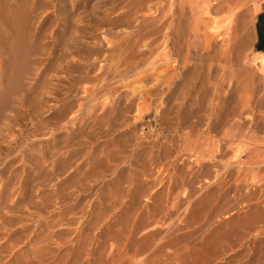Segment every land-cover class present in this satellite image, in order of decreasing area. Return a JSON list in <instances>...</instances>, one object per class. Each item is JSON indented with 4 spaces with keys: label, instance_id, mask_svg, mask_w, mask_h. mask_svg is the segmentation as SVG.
<instances>
[{
    "label": "rangeland",
    "instance_id": "374dc122",
    "mask_svg": "<svg viewBox=\"0 0 264 264\" xmlns=\"http://www.w3.org/2000/svg\"><path fill=\"white\" fill-rule=\"evenodd\" d=\"M58 1L0 0V32L15 12L10 25L41 51L20 48L6 96L0 86V264H264V62L255 47L264 0L242 7L260 5L252 41L228 58L217 40L211 64L196 54L197 27L231 14L203 17L202 0L184 2L186 42L171 36L179 0ZM246 16L233 22L237 40ZM145 34L159 44L146 45Z\"/></svg>",
    "mask_w": 264,
    "mask_h": 264
},
{
    "label": "bare ground",
    "instance_id": "6f19581e",
    "mask_svg": "<svg viewBox=\"0 0 264 264\" xmlns=\"http://www.w3.org/2000/svg\"><path fill=\"white\" fill-rule=\"evenodd\" d=\"M60 1V0H59ZM58 1V2H59ZM145 2L147 1V0H144ZM143 1V2H144ZM148 1H150L151 2V0H148ZM148 1L146 2V3H148ZM155 1V0H154ZM160 1V0H159ZM162 1V0H161ZM164 1V0H163ZM167 1V0H166ZM186 1H188V0H186ZM185 0H179V1H177V3H178V5H177V7H179V9L177 8V9H175L173 12H174V14H173V16H174V18L173 19H171V21H170V23H171V25H172V27L174 28L173 29V31H174V33H171V36L173 37V39L175 38V39H177V40H179V39H183L184 38V41L186 42V40H185V38L188 36V34H189V32H187L186 31V26H185V20H186V17L188 16L187 15V12H186V9H185V5L187 4V3H189V1L186 3V4H184V2H186ZM192 1V0H191ZM194 1V0H193ZM201 1V0H200ZM200 1H198V2H200ZM246 1H247V4L249 3V1H253V0H202V2L199 4V3H197L198 4V6H197V4L195 3V5L197 6H195L194 5V8L196 7V9L195 10H198L197 12H205L204 14L205 15H203L202 13V15L201 16H203V17H205V16H207L206 14L208 13V14H210L211 12L213 13H217V14H219V13H224V12H227L228 14H231V16L230 15H228L227 17H228V19H223V20H216V19H205V20H208V21H205V23L204 24H202L201 26L200 25H198V29H200V32L203 34V42H202V44H201V46H199V48H195V51H199L200 50V52H196V54H200L199 56L201 57V60L202 61H200V59H199V61H200V63L201 62H204V61H209L210 60V64L211 63H213V62H211V56H210V54H212L211 53V49L213 48V47H215V45H217L216 44V41L217 40H222V41H224L225 43L227 42V44H225V46H226V48H225V50L223 51V53H222V50L224 49V47H222V48H220L219 50L221 51H219L221 54H224V55H226L228 58L230 57V54L232 55V53L234 52V54H235V51H236V46L238 47V46H241V49H242V43L244 44V43H246L247 42V44L249 43V42H251L252 40H251V28H252V23H253V18H252V16L256 13V12H258V10H259V6L258 7H256V8H252L251 6H247V9H245V10H243V5L246 3ZM63 1L61 0V2L60 3H62ZM125 3H127L128 1H124ZM131 2V1H130ZM130 2H128L126 5H130L131 7H132V4H130ZM139 2L140 3H142L141 2V0H139ZM149 2V3H150ZM174 2V1H173ZM195 2H197V0L195 1ZM123 3V2H122ZM154 3H156L157 4V2H154ZM175 3V2H174ZM173 3V4H174ZM192 3V2H191ZM152 4V3H151ZM155 4V5H156ZM164 4H165V2H164ZM170 4V3H169ZM123 5H124V3H123ZM134 5V4H133ZM146 5V4H145ZM148 5V4H147ZM147 5H146V7H147ZM155 5L153 4L152 6H154L155 7ZM167 6H169L168 5V2H167V4H166ZM165 5V6H166ZM138 6V5H137ZM149 6H151V5H149ZM165 6L164 7H162L163 9L165 8ZM171 6H173L172 4H171ZM170 6V9L172 8ZM187 6V5H186ZM241 6V7H240ZM245 6V5H244ZM123 7V6H122ZM141 7V6H140ZM143 7V8H142ZM141 7V10L142 11H140V12H142V14L145 12L144 11V8H145V6H142ZM158 7H159V9H160V5H158L157 6V8H156V10L158 9ZM174 7H176L175 5H174ZM188 7V6H187ZM193 7V6H192ZM246 7V6H245ZM136 8V7H135ZM148 8V7H147ZM154 8V9H155ZM161 8V9H162ZM6 9V8H5ZM118 9V8H117ZM123 9V8H122ZM124 9H131V8H124ZM123 9V10H124ZM133 9H134V7H133ZM140 9V8H139ZM154 9H152V10H154ZM158 9V10H159ZM160 9V10H161ZM163 9L161 10V13H163ZM170 9H168V10H170ZM191 9V8H190ZM193 9V8H192ZM8 9H6V11H7ZM151 10V9H150ZM149 10V12H151ZM156 10H154V12L155 13H160L159 11L158 12H156ZM168 10H166L167 11V17H169L170 15V11H172V10H170V11H168ZM188 10V9H187ZM10 11V10H9ZM8 11V12H9ZM119 11H120V8H119ZM118 10L117 11H115V13L116 12H119ZM122 11V10H121ZM129 11V10H128ZM127 11V12H128ZM134 10H132V12H133ZM137 11V10H136ZM148 11V10H147ZM11 12V11H10ZM124 12H126L125 10H124ZM138 12V11H137ZM140 12H138V13H140ZM164 12H165V10H164ZM168 12H169V14H168ZM115 13H114V15H115ZM123 13V12H122ZM136 13V12H135ZM138 13H136V14H138ZM160 13V14H161ZM172 13V12H171ZM188 13H192V12H189L188 11ZM4 14V13H3ZM112 14V13H111ZM130 15L132 14V13H129ZM129 14H127L128 16H129V19H130V15ZM134 14V13H133ZM194 14V13H193ZM216 14V15H217ZM247 15L246 17H247V24H245V33H244V35H243V38L240 40V39H238L237 40V38H239L240 37V33L239 32H237L236 30H235V28H234V21L235 20H237L238 18H240L242 15ZM6 15V14H5ZM10 15H12V14H10ZM9 15V16H10ZM25 15H26V13H25ZM121 15H123V14H120V16ZM124 15H126V14H124ZM162 15V14H161ZM192 14H190V16H191ZM197 15V14H196ZM214 16V14H211V16ZM8 16V15H7ZM7 16H5V17H2L3 18V20L5 21V22H2L3 24H8L9 25V29H6V31L4 30V32L3 31H1L0 32V86L2 85L3 86V88H5V91L4 92H6L5 93V96H6V94H8L7 92L9 91V89H10V81H9V78H10V76L12 77L13 75H12V73L10 72V70L12 69V67H13V64H14V60H16L17 58L19 59V49L20 48H28L27 46L28 45H26V42H25V40H23V36H20L19 35V31L17 32V29H16V27H13L12 25H10V23H12L13 22V20H14V22H15V20H18V19H16V15H15V12L13 13V15L12 16H10V17H7ZM14 16H16L15 18H14ZM28 16V15H27ZM26 16V18L27 19H29V20H32V18H31V16H30V18H29V16L27 17ZM116 16H117V13H116V15H115V19H116ZM119 16V15H118ZM139 16H140V14H139ZM142 16V15H141ZM147 16V15H146ZM146 16L145 15H143L142 17H140V19L143 21V23H144V20L145 19H149V17L148 18H146ZM195 16V15H194ZM197 16H199V14L197 15ZM201 16H199V17H201ZM209 16V15H208ZM207 16V17H208ZM109 18L108 19H110V17H111V15H109L108 16ZM112 17H114V16H112ZM111 17V18H112ZM143 17H145V19L143 20ZM156 17H157V15H156ZM167 17H163V21L162 22H164L165 20H164V18L166 19ZM189 17V16H188ZM199 17H196V18H199ZM230 17V18H229ZM245 17V18H246ZM2 18H1V21H2ZM23 18V17H22ZM124 18H126V16H124ZM123 18V16L120 18V19H124ZM139 18V17H138ZM137 18V19H138ZM151 18H152V20L153 19H156L155 17H153V16H151ZM151 18L148 20V21H150L151 20ZM157 18H159V16L157 17ZM161 18V17H160ZM170 18V17H169ZM172 18V17H171ZM191 18V17H190ZM244 18V17H243ZM24 19V20H23ZM22 19V21H24V22H26L25 21V18H23ZM108 19H106V20H108ZM119 19V18H118ZM117 19V20H118ZM127 19V18H126ZM125 19V20H126ZM132 19H134V18H132ZM136 19V18H135ZM136 19V21L137 22H135V20L133 21V22H135L136 24L140 21L141 22V20L140 19H138L137 20ZM201 19V18H200ZM220 19V18H219ZM111 20V19H110ZM109 20V21H110ZM128 20V19H127ZM126 20V21H127ZM158 20H160V19H157L156 20V22L158 21ZM228 21L229 23L227 24V30H226V34L228 33V35H229V39H227V38H225V36H224V34L222 35V33H221V29H223L224 28V24H222L223 22H225V21ZM242 20H244V19H242ZM246 20V19H245ZM130 21V20H129ZM147 21V22H148ZM155 21V20H154ZM169 21H167V22H169ZM189 21V27H190V24H191V21H190V19L188 20ZM201 21V20H200ZM24 22H23V24H24ZM122 22V21H121ZM139 22V24H140V26L137 24L136 26H139V28L141 27V28H143V26H141V23ZM147 22H146V24H147ZM204 22V21H203ZM202 22V23H203ZM16 23V22H15ZM32 23V22H31ZM114 23V22H113ZM130 23V22H129ZM150 24L151 23H153L152 21H150L149 22ZM193 23V22H192ZM197 23V22H196ZM201 23V22H200ZM243 22L241 21V24H242ZM115 24H116V22H115ZM115 24H114V26H115ZM145 24V23H144ZM149 24V25H150ZM154 24V23H153ZM153 24H152V26H153ZM156 24H158V22L157 23H155V26H156ZM161 24H163V23H160V25ZM165 24H168V23H165ZM186 24H187V22H186ZM25 25V24H24ZM27 25H28V23H27ZM121 25H124V24H122L121 23ZM129 25V24H128ZM130 25H132V24H130ZM192 25V24H191ZM222 25H224V26H222ZM246 25H247V27H246ZM20 26V25H19ZM28 26H31L30 24L28 25ZM113 26V25H112ZM135 26V27H136ZM159 26V24L157 25V27ZM165 26V25H164ZM168 26H170V24L168 25ZM241 26H243V25H241ZM6 27V26H5ZM21 27V26H20ZM133 27H134V25H133ZM134 27V28H135ZM145 27H148V26H145ZM144 27V29H145V31H146V28ZM159 27H162L163 28V26H159ZM188 27V28H189ZM192 27V26H191ZM223 27V28H222ZM238 27V26H237ZM23 29H24V26L22 27ZM21 28V29H22ZM133 28V31L135 30ZM136 28H138V27H136ZM149 29L150 28H154V27H148ZM156 28V27H155ZM201 28H203V29H201ZM221 28V29H220ZM22 29V30H23ZM39 29V28H38ZM166 28L164 27L163 28V30H161V31H164ZM168 29V28H167ZM191 29H193V28H191ZM191 29H189V30H191ZM19 30V29H18ZM22 30H21V32H22ZM170 30V29H169ZM168 30V31H169ZM232 30H235V31H233L232 32ZM37 31V30H36ZM138 31V30H137ZM137 31H135V33L137 32ZM142 31V30H141ZM141 31H140V33H141ZM155 31H156V29L153 31V29H152V31L151 32H154L155 33ZM165 31H167V30H165ZM164 31V32H165ZM167 31V32H168ZM194 31V30H193ZM192 31V36L194 35L193 33L195 32H193ZM239 31V30H238ZM143 32V31H142ZM147 32H150V31H147ZM157 32V31H156ZM167 32H165V33H167ZM223 32V31H222ZM18 35H17V34ZM27 33H30L31 35L32 34H34L33 33V31H30V32H27ZM36 33V32H35ZM135 33H131V34H133V35H135ZM145 33V32H144ZM161 33V32H160ZM160 33L158 32V34L160 35ZM196 33V32H195ZM198 33H199V30H198ZM238 33V35H239V37H236V36H238V35H236ZM14 34V35H13ZM16 34V35H15ZM38 34V33H37ZM130 34V35H131ZM137 34V33H136ZM164 34V33H163ZM168 34V33H167ZM232 34V35H231ZM140 35V34H139ZM146 35H150V34H145V39L144 40H147V41H145V43H146V45H149V46H151L150 44H153V43H156V44H159L158 42H156V41H154L153 43H152V41H151V39H148V37L146 36ZM155 35H157V34H155ZM198 35V34H197ZM12 36L14 37V39L12 38ZM27 36H28V34H27ZM35 36H36V34H35ZM136 36V35H135ZM144 36V35H143ZM152 36H153V34H152ZM152 36L150 37L149 36V38H152ZM161 36V35H160ZM162 36H164V35H162ZM189 36H191V35H189ZM189 36H188V38H186V39H189ZM31 37V36H30ZM29 37V38H30ZM130 37H132V36H130ZM140 36H138V38H139ZM141 37H142V33H141ZM140 37V38H141ZM157 37V36H156ZM170 37V36H169ZM194 37H196V36H194ZM227 37V36H226ZM34 38V37H33ZM127 38H129V37H127ZM136 38V37H135ZM138 38H136L137 40H138ZM144 38V37H143ZM147 38V39H146ZM197 38V37H196ZM233 38H234V41H233ZM28 39V38H27ZM153 39V38H152ZM157 39H159V38H157ZM156 39V40H157ZM160 39H162L161 37H160ZM159 39V40H160ZM171 39V38H170ZM199 39V38H198ZM31 40V39H30ZM58 40V39H57ZM135 40V39H134ZM137 40H135V43H133V44H136V41ZM139 40H141V39H139ZM143 39H142V42L144 41ZM148 40H150L151 41V43H148ZM159 40H157V41H159ZM190 40V39H189ZM191 40H193V38L191 39ZM240 40V41H239ZM35 41H37V39L35 40ZM163 41V40H162ZM180 41V40H179ZM188 41V40H187ZM199 41V40H198ZM232 41H233V43H232ZM241 41H242V43H241ZM132 42H133V40H132ZM166 42H167V38H166ZM184 42V43H185ZM191 42V41H190ZM192 42H194V41H192ZM191 42V43H192ZM196 42V41H195ZM22 43V44H21ZM130 43L131 42H129L128 44L130 45ZM144 43V42H143ZM145 43H144V47H146L145 46ZM163 43V42H162ZM165 43V42H164ZM171 43H172V41H171ZM170 43V44H171ZM177 43V42H176ZM181 43V42H180ZM29 44H31V43H29ZM75 44V43H74ZM138 44V43H137ZM141 44V43H140ZM140 44H139V46H140ZM155 44V45H156ZM167 44H168V42H167ZM182 44L183 43H181V46H182ZM222 44H223V42H222ZM160 45H161V41H160ZM160 45H159V49H160ZM172 45H173V43H172ZM178 46H179V44H177ZM184 45V44H183ZM185 45H189V43L187 44H185ZM193 45V44H192ZM196 45H197V43H196ZM32 46H33V44H32ZM35 46V45H34ZM138 46V45H137ZM152 46H154V45H152ZM194 46V45H193ZM221 46H223V45H221ZM37 48H35V47H31V48H34V49H37L36 51H40V49H39V47L38 46H36ZM134 48H135V46H133ZM143 47V46H142ZM148 47V46H147ZM155 47V46H154ZM166 47V46H165ZM164 47V48H165ZM174 47V46H173ZM184 46H182V48H183ZM187 47V46H186ZM185 47V48H186ZM220 47V46H219ZM31 48H28V49H31ZM128 48V47H127ZM130 48L131 47H129V53H130ZM137 48V47H136ZM152 48V47H151ZM167 48V47H166ZM165 48V49H166ZM178 48V47H177ZM216 48V47H215ZM214 48V49H215ZM132 49V48H131ZM140 50H142V48H139ZM172 49V48H171ZM174 50L176 49L175 47L173 48ZM190 49H191V47H190ZM193 49V48H192ZM222 49V50H221ZM240 49V48H239ZM146 50V49H145ZM145 50H142V52L141 53H143L144 54V51ZM178 50L180 51V50H182V49H180V48H178ZM185 50V49H184ZM218 50V49H217ZM33 51H35V50H33ZM134 51V50H133ZM136 51H138V50H136ZM156 51H157V49H156ZM156 51H155V53H156ZM172 51V50H171ZM179 51H177V52H175V53H178ZM201 51H203V52H201ZM41 52V51H40ZM39 52V53H40ZM173 52V51H172ZM181 52V51H180ZM184 52V51H183ZM190 52V53H189ZM189 54H191V51L189 50ZM194 52V51H193ZM213 52H215L214 50H213ZM240 52H242V51H239V53H238V56L239 57H242L244 54H243V52L242 53H240ZM25 53H27V52H25ZM134 53H136V52H134ZM138 53V52H137ZM140 53V54H141ZM147 53H148V51H147ZM169 53H170V51H169ZM216 53V52H215ZM33 54H35V53H33ZM43 54V53H42ZM42 54H40V55H42ZM193 54V53H192ZM221 54H219L220 56H221ZM3 55H5V57H6V55L8 56L7 58H6V60H4V59H2L1 60V58H4L3 57ZM37 55H39V54H37ZM36 55V56H37ZM128 55V54H127ZM131 55H132V50H131ZM148 55V54H147ZM155 54L153 53L151 56H154ZM183 55V54H182ZM195 55V54H194ZM193 55V56H194ZM215 56L216 57V59L220 62V56ZM35 56V55H34ZM141 57L143 56V55H140ZM170 56H172V55H170ZM176 56V55H175ZM226 56H224V58L226 57ZM144 57V56H143ZM177 57V56H176ZM181 56H179V58H180ZM195 57V56H194ZM214 57V58H215ZM227 57H226V60H228V61H230L229 59H227ZM123 58V57H122ZM129 58H131V57H129ZM138 58H139V56H138ZM146 58V57H145ZM155 58V57H154ZM178 58V59H179ZM196 58V57H195ZM222 59H223V55H222V57H221ZM246 58V57H245ZM244 58V59H245ZM260 58H261V61L262 62H264V57L263 56H260ZM18 59L16 60V62L15 63H17V61H18ZM25 59H27V58H25ZM30 59V58H29ZM126 59V58H125ZM134 59H136V58H134ZM177 58H176V60H178ZM197 59H198V57H197ZM216 59H214V60H216ZM230 59H233V58H230ZM130 60V59H129ZM144 60V59H143ZM149 60V59H148ZM175 60V59H174ZM195 60V59H194ZM204 60V61H203ZM212 60H213V56H212ZM213 60V61H214ZM225 59H223V60H221L222 62L224 61ZM225 60V63H228V61H226ZM239 60V59H238ZM25 61V60H24ZM134 61V60H133ZM136 62H138V60H135ZM146 61V60H145ZM154 61V60H153ZM158 61V60H157ZM173 61V60H172ZM196 61V60H195ZM241 61V60H240ZM50 62V60L48 61V63ZM142 62V61H141ZM159 62V61H158ZM175 62V61H174ZM215 62H217V61H215ZM214 62V63H215ZM26 63H28L29 64V62H27L26 61ZM25 63V64H26ZM32 63H34V62H32ZM37 63V62H36ZM35 63V64H36ZM38 63H39V65H41L40 64V61H38ZM43 63V62H42ZM143 63H144V61H143ZM199 63V62H198ZM197 63V64H198ZM24 64V63H23ZM45 64V63H44ZM122 64V63H121ZM129 64H131V63H129ZM124 65V66H126V67H130L131 65ZM142 63H140L139 65H141ZM146 64V63H145ZM147 64H149V63H147ZM175 64H176V62H175ZM209 64V63H208ZM33 65V64H32ZM135 65H136V63H135ZM144 65V64H143ZM155 65H156V61H155ZM177 65H179V63H177L176 64V66ZM199 65V64H198ZM197 65V66H198ZM202 65V64H201ZM204 65H205V63H204ZM217 65V64H216ZM21 66L22 65H20V66H18V67H20L21 68ZM37 66V65H36ZM132 66H134V65H132ZM137 68H136V70L138 69V63H137ZM151 65H147V68L149 67V69L150 68H152V67H150ZM153 66V65H152ZM203 66V65H202ZM23 67H24V65L22 66V70H23ZM33 67V66H32ZM39 67V66H38ZM126 67H125V71H127L126 70ZM141 67V66H140ZM155 67V66H154ZM199 67V66H198ZM26 68V67H25ZM131 68V67H130ZM135 68V66L132 68V69H134ZM144 68L146 69V67L144 66ZM177 68V67H176ZM179 68V67H178ZM213 67L212 66H209L208 67V72L210 73L211 72V69H212ZM14 69V68H13ZM143 69V68H142ZM15 70H16V67H15ZM19 70V69H18ZM28 70H30V69H28ZM28 70L27 71H21V73L22 72H24L23 74H25V72L27 73L28 72ZM130 70V69H129ZM135 70V69H134ZM135 70V71H136ZM13 71V70H12ZM20 71V70H19ZM32 71H33V69H32ZM64 72H66L65 70H63ZM174 71H176V73H177V71L178 70H173L170 66H169V68H168V71H167V73L168 74H172ZM194 71V70H193ZM200 71H201V67H200ZM30 72V74L31 73H33V72H31V71H29ZM28 72V73H29ZM69 72H70V70H69ZM69 72H67V73H69ZM119 72V71H118ZM130 72V71H129ZM27 73V74H28ZM117 73V72H116ZM127 74H128V72H126ZM132 73H133V71H132ZM180 73V72H179ZM197 73V72H196ZM203 74H204V72H202ZM206 73H207V70H206ZM11 74V75H10ZM15 74V73H14ZM27 74H25V75H27ZM119 74H121V73H119ZM125 74V73H124ZM123 74V75H124ZM167 74V75H168ZM198 74H200V72H198ZM211 74V73H210ZM209 74V75H210ZM122 75V76H123ZM129 75V74H128ZM166 75V74H165ZM166 75V78L168 77V79H169V76L170 75H168L167 76ZM196 75V74H195ZM201 75V74H200ZM206 75H208V73L206 74ZM18 76V75H17ZM21 76V75H20ZM116 76V75H115ZM124 76H126V75H124ZM123 76V77H124ZM172 76V75H171ZM177 76V75H176ZM9 77V78H8ZM145 77V76H144ZM174 77H175V74H174ZM173 77V78H174ZM121 78V77H120ZM143 78V77H142ZM166 78H165V80H166ZM172 78V77H171ZM42 79V81H44L45 82V80H43V78H41ZM123 79V78H122ZM167 79V81H169ZM176 79H177V77H176ZM186 79V78H185ZM197 79V78H196ZM205 80L206 78H204V76L203 77H201V79L200 80ZM160 80V79H159ZM38 80H36V82H37ZM41 81V80H40ZM41 81V82H42ZM116 81H119V79L118 80H116ZM164 81V80H163ZM171 81H175V80H171ZM180 81V80H179ZM197 81H199V79L197 80ZM161 82H162V80H161ZM166 83H169V82H166ZM176 83V82H175ZM182 83V82H181ZM186 83V82H185ZM201 83H202V81H201ZM36 84V83H35ZM38 84H40V83H38ZM44 84V83H43ZM47 84V83H46ZM45 84V85H46ZM159 84V83H158ZM164 83H161V86L163 85ZM199 84V83H198ZM261 84V83H260ZM169 85H170V83H169ZM178 85H182V84H180V82H179V84ZM42 86V85H41ZM110 86H111V84H110ZM160 86V85H159ZM183 86V85H182ZM35 87V86H34ZM38 87V86H37ZM36 87V88H37ZM170 87V86H169ZM39 88H40V86H39ZM115 88V87H114ZM201 88V87H200ZM53 89V88H52ZM113 89V88H112ZM41 90H42V88H41ZM119 90V89H118ZM30 91V93H31V91H33V90H29ZM39 91V90H38ZM43 91H44V89H43ZM149 91V90H148ZM152 92V91H151ZM2 93V92H1ZM23 93V92H22ZM21 93V94H22ZM146 93H148L147 91H146ZM150 93V92H149ZM158 93V92H157ZM156 93V94H157ZM3 94V93H2ZM1 94V95H2ZM20 94V93H19ZM32 94H34V93H32ZM24 96H25V94H23ZM28 95H29V93H28ZM27 95V96H28ZM143 95V94H142ZM149 95H151V94H149ZM158 95V94H157ZM23 96V97H24ZM153 96V95H152ZM1 97H3V95L1 96ZM22 97V95L20 96V98ZM29 97V96H28ZM31 97H33V95H31ZM34 98V97H33ZM36 98H37V95H36ZM144 98V97H143ZM142 98V99H143ZM3 99H5V98H3ZM18 99V98H17ZM26 99V98H25ZM35 99V98H34ZM1 100V99H0ZM19 100H21L22 101V103H23V100H22V98L21 99H19ZM27 100H30V98L29 99H26V102H27ZM36 100V99H35ZM145 100V99H144ZM143 100V101H144ZM30 101H32V100H30ZM37 101H40L39 99H37ZM10 102V101H9ZM25 102V103H26ZM34 102V101H33ZM41 102V101H40ZM40 102H38V103H40ZM147 102H148V100H147ZM147 102H145L144 104H147ZM37 103V102H36ZM35 103V104H36ZM37 103V104H38ZM18 104V103H17ZM19 105H20V103H19ZM33 105V104H32ZM15 106V105H14ZM18 106V105H17ZM22 106V105H21ZM21 106L19 107V108H21ZM6 107H8V106H5L4 108L2 107L1 109H4V111L5 112H7V110L6 109H8V108H6ZM23 108V107H22ZM9 110H10V108H9ZM8 110V111H9ZM144 110V109H143ZM2 112H4L3 110H1ZM9 112H12V111H9ZM2 114V113H1ZM0 114V116H5V115H1ZM32 114V113H31ZM10 116V115H9ZM2 117V119L4 120V118ZM1 118V117H0ZM8 117H6L5 119H7ZM2 120V121H3ZM1 121V122H2ZM5 122L7 121V120H4ZM11 121V120H10ZM9 120L7 121V122H10ZM12 122V121H11ZM11 122H10V124H11ZM16 122V121H15ZM4 123V122H3ZM2 123V124H3ZM5 125H6V123H4ZM8 125H9V127H10V124L9 123H7ZM13 124V123H12ZM5 125H3V126H5ZM8 125H6V126H8Z\"/></svg>",
    "mask_w": 264,
    "mask_h": 264
},
{
    "label": "crops",
    "instance_id": "0c3cea01",
    "mask_svg": "<svg viewBox=\"0 0 264 264\" xmlns=\"http://www.w3.org/2000/svg\"><path fill=\"white\" fill-rule=\"evenodd\" d=\"M255 47L258 53L264 57V4L257 15Z\"/></svg>",
    "mask_w": 264,
    "mask_h": 264
}]
</instances>
